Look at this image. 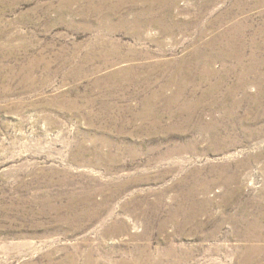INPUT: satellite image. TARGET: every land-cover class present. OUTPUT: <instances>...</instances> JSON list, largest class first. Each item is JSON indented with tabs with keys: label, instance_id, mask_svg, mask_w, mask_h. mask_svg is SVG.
Here are the masks:
<instances>
[{
	"label": "rangeland",
	"instance_id": "obj_1",
	"mask_svg": "<svg viewBox=\"0 0 264 264\" xmlns=\"http://www.w3.org/2000/svg\"><path fill=\"white\" fill-rule=\"evenodd\" d=\"M0 264H264V0H0Z\"/></svg>",
	"mask_w": 264,
	"mask_h": 264
},
{
	"label": "bare ground",
	"instance_id": "obj_2",
	"mask_svg": "<svg viewBox=\"0 0 264 264\" xmlns=\"http://www.w3.org/2000/svg\"><path fill=\"white\" fill-rule=\"evenodd\" d=\"M254 251V250H253ZM253 252H251V254H252ZM250 255V254H249ZM249 257H251V255L249 256ZM249 257H248V259H249Z\"/></svg>",
	"mask_w": 264,
	"mask_h": 264
}]
</instances>
